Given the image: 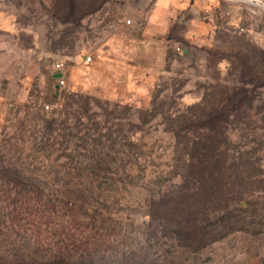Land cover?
<instances>
[{
	"label": "rangeland",
	"instance_id": "1",
	"mask_svg": "<svg viewBox=\"0 0 264 264\" xmlns=\"http://www.w3.org/2000/svg\"><path fill=\"white\" fill-rule=\"evenodd\" d=\"M0 9L7 17L16 13L18 19L16 25L0 27L2 199L16 194L11 181L16 172L26 189L33 182H48L41 190L43 197L49 196L56 181L51 169L63 181L77 163L57 154L68 143L66 152L119 153L112 166L132 167L136 185L142 183L146 167L150 177L166 174L174 163L175 140L161 116L147 114L152 100H200L203 84L213 82L218 71L221 76L227 71L226 60L218 67L209 62V49L229 50L250 42L264 48V6L244 0H0ZM88 54L94 57L92 63L85 62ZM56 62L63 64V85L55 76ZM259 97L264 100V88ZM54 117H68L62 125L73 127L77 137L63 144L56 136L66 129L50 135L45 120ZM261 117L259 113L257 124ZM260 143L237 150L260 148ZM261 146L257 154L264 168ZM76 159L82 167L95 161L89 155ZM262 180L252 200L257 222L247 225L262 232H233L200 253H189L192 264H264ZM169 183L166 176L163 186ZM120 188L115 191L123 202L120 207L124 214H134L138 225V202L145 195L130 183L121 182Z\"/></svg>",
	"mask_w": 264,
	"mask_h": 264
},
{
	"label": "trees",
	"instance_id": "2",
	"mask_svg": "<svg viewBox=\"0 0 264 264\" xmlns=\"http://www.w3.org/2000/svg\"><path fill=\"white\" fill-rule=\"evenodd\" d=\"M242 45L208 50L209 62L218 67L226 60L227 71L224 76L218 71L213 82L203 84L200 100H152L147 114L161 116L175 140L174 163L166 174L150 177L146 167L142 183L136 185L132 167L112 166L119 153L66 152L69 143L57 154L77 163L63 181L51 169L54 185L48 189L43 182L49 196H42L43 183L33 182L26 189L16 172L11 178L15 197L0 198V264H192L189 253H200L233 232L261 233L247 225L257 222L252 200L264 178L257 154L264 144V100L259 97L264 48ZM259 113L261 124L256 123ZM80 114L74 111V117ZM67 119L45 120L50 135L66 129L56 136L63 144L77 137L73 127L62 125ZM259 141L260 148L237 150ZM81 155L95 161L82 167L76 159ZM166 176L170 183L163 186ZM121 182L145 195L138 202V225L115 196Z\"/></svg>",
	"mask_w": 264,
	"mask_h": 264
},
{
	"label": "built area",
	"instance_id": "3",
	"mask_svg": "<svg viewBox=\"0 0 264 264\" xmlns=\"http://www.w3.org/2000/svg\"><path fill=\"white\" fill-rule=\"evenodd\" d=\"M246 2H249L251 4H253L254 6H264V0H244ZM128 23L131 22V20H127ZM94 61V57L91 54H88L87 56H85V62L86 63H92ZM55 68H56V78L58 80V82L60 83V85H63L65 83V77L64 74L62 72L63 70V64L61 62H56L55 63ZM46 109L49 110L51 109L50 104H46Z\"/></svg>",
	"mask_w": 264,
	"mask_h": 264
},
{
	"label": "crops",
	"instance_id": "4",
	"mask_svg": "<svg viewBox=\"0 0 264 264\" xmlns=\"http://www.w3.org/2000/svg\"><path fill=\"white\" fill-rule=\"evenodd\" d=\"M18 19L16 13L12 15V13L7 17V15L3 14V11L0 9V27L3 23L18 24Z\"/></svg>",
	"mask_w": 264,
	"mask_h": 264
}]
</instances>
